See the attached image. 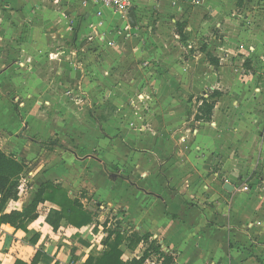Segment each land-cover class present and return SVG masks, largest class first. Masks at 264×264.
Instances as JSON below:
<instances>
[{
  "label": "crops",
  "instance_id": "0c3cea01",
  "mask_svg": "<svg viewBox=\"0 0 264 264\" xmlns=\"http://www.w3.org/2000/svg\"><path fill=\"white\" fill-rule=\"evenodd\" d=\"M83 1L85 0H0V33H2L0 34V84L6 81L3 90L7 92L11 90V80L30 88L32 79L35 80L37 76L40 79L53 76L51 69L44 71L43 68H47V63L57 64L58 59L50 56L42 57V51L48 50L52 53L51 50L54 47L64 43V36L70 38L73 35L76 44L77 41L83 40L81 38L89 31L85 23L79 24L77 21L79 4ZM199 1L200 5L206 3V0ZM130 3L136 27L131 28L128 23L129 9L127 20H124L126 25L121 28V31L125 29L131 31L133 38L121 43L119 47L113 49V53L105 52L107 58H104L102 71L104 77L101 82L103 87L109 86L110 76L106 74V70L115 60L127 62L129 58L131 63H134L133 70H126L127 75L131 73L133 75L125 78L123 89L120 90L124 98L131 96L126 105L128 110L123 111V114L127 116L121 120L119 115H110L97 122L103 124L104 129L108 126L109 130H113L109 131L110 140H125L128 146L135 147L133 174L138 188L121 180L114 181L106 178L107 171L103 164H109V160L105 158L99 162L86 155L84 159L78 160L79 154L76 156V153L71 152L70 147L65 145V141L72 139L67 136V133L74 136L76 131L69 125L63 127L60 119H42L43 121L38 120L34 124L28 121L29 127L26 131L28 135L24 133L20 135L23 124L17 111L8 104L12 110H10L11 114L0 112V151L23 160L27 169L19 185L18 200L9 201L3 213L9 214L27 208L33 203L41 186L53 182L60 185L71 199L80 200L85 209L92 212L95 218L92 225L81 229L69 225L64 220L59 229L54 231L47 223V217L52 209H58V207L50 201L40 203L37 209L38 218L27 226V230H18L9 224L0 225V264H15L17 260L30 263L38 253L39 264H84L90 255L103 252L107 229H111L113 225L108 223L103 230V226L98 224V211L106 207L100 206L98 211L88 208L81 198L74 195L75 190L80 189L78 186H83L90 191L87 195L95 201H106L110 206L117 203L123 204L129 211L126 213L127 216H131L133 211L135 227L122 228V230H127L129 233H150L153 236L152 239L165 247H161L163 252H171L174 257L177 253L175 264H228L225 261L228 253L223 249L224 240L230 237L231 240L244 237L249 241L252 235L255 236L253 237L255 242L248 246L252 257L247 264H264V247L261 246L264 237V195H259V188H253L244 195V198L230 201L231 196L244 192L236 184L238 178L233 173V171L240 172L243 163L239 157H233V150L239 147L247 148L248 134H253L252 141H255V133H258L264 141L262 123L264 96L260 94L264 90L254 88L258 92L254 100L241 103L234 108L231 103L225 101L227 96L222 93L221 88L211 86L212 91L217 90L222 93L221 97L215 99L216 107L212 122H197L188 113L190 103L189 100L185 101L183 96L189 93L198 99L206 86V81L201 80L206 75L200 62L209 61V58L206 59L201 54L203 42L198 35H196L197 39L193 35L194 41L187 36L192 30V25L199 18L198 15L191 16V14L200 12V6L197 5L193 10H189V15H186L184 12L188 9V5H191L188 0H130ZM207 3L215 11H220L224 7L222 0H208ZM99 8L97 12H100L101 17L96 16L94 9L85 11L84 16L86 21L96 22V27L92 31L94 30L97 35L96 40L105 43L111 39L101 35L107 30L106 25L100 23V20L104 19L103 11L108 8ZM108 10L113 15V12ZM34 14H38L37 17H31ZM184 16L186 18H182ZM108 19H111V16ZM169 23H173L174 26ZM176 26L178 31L173 33L172 28ZM45 30L52 33V38H46L47 35L43 34ZM165 30L171 31L174 37L168 38L163 35ZM110 32L108 28L109 35ZM90 40L93 41V38ZM3 46L6 51H3ZM191 50L198 52L193 55ZM52 55L56 58L60 56L57 57L56 52ZM34 58L42 59L46 63L37 67L38 72L26 66L27 62ZM216 59L219 62L218 67L210 64L214 71L219 70L222 65L219 59ZM18 60L22 63H16ZM137 61L142 64L136 66ZM220 72L221 70L215 73L219 75ZM54 74L55 77H62L64 73L57 70ZM68 74L65 73V76ZM70 80L73 84L71 91L78 96L81 91L77 82L80 83L81 80L77 82L74 79ZM86 81H83L84 85L81 88L90 90L93 85H88ZM210 81L214 83L213 79ZM53 88L54 85L51 86L43 81H39L38 88L34 87V90L38 89L39 95L50 97V101L40 102L39 107L43 104L54 109L57 107L58 99L54 95L58 87ZM152 88L155 90V102H142L140 98L135 99L134 96H138L144 90L148 93ZM34 90L28 95L30 99ZM4 104V100L1 99V107H4ZM139 104L141 107H138ZM15 113L18 116V123L13 118V121L11 120L15 125L13 127L9 118L11 115L15 116ZM2 114L4 118L1 117ZM236 123L239 124L240 129L241 126L245 128L244 134L239 128H235ZM210 124H213L215 128H209ZM193 125L196 128L191 132L190 127ZM205 130L214 135L221 133L228 141V151L222 152L220 149L214 150L207 146ZM113 136L119 138L115 139ZM263 144L264 142L260 145V151L264 160ZM46 151H49L45 157L47 161L45 158L41 159L40 163L32 168L31 161H35ZM124 152L126 156L129 150H123ZM145 152H151V155ZM138 155H145V157L138 158ZM246 156L250 158L251 155L242 156L241 154V159H246ZM147 157L154 161L149 163ZM219 158L224 164L218 166L223 170L212 173V166L216 167L212 160ZM216 164L219 162L217 161ZM230 167L233 169L231 174L224 176ZM256 168L258 169L259 165ZM210 171L212 174L209 175ZM26 173L30 179L25 178ZM205 176H207L206 179ZM224 177H229V180L222 184L223 190L226 184L231 185L234 190L232 192L225 190L226 195L223 196V201L219 200L213 207L208 204L209 196L216 195L218 199L220 198L218 193L220 186L216 183L219 180L222 181ZM217 189L218 192H216ZM48 193L52 194L51 190H48ZM224 200L231 203L229 210ZM158 217L164 224L173 225L175 234L165 230L164 225L154 227L153 221H156ZM242 228L248 229L250 235L248 236L245 231L240 232L239 229ZM141 246L144 252L145 247L143 244ZM202 246L207 247V250L197 260L184 254L188 248L195 251L202 249ZM125 250L127 249L124 247L122 258L124 262L143 255L142 252L140 256L135 255L129 258Z\"/></svg>",
  "mask_w": 264,
  "mask_h": 264
},
{
  "label": "rangeland",
  "instance_id": "374dc122",
  "mask_svg": "<svg viewBox=\"0 0 264 264\" xmlns=\"http://www.w3.org/2000/svg\"><path fill=\"white\" fill-rule=\"evenodd\" d=\"M188 2L191 5H188V9H186L184 12L186 15H189V10H193V8H195L197 5L200 6V12H192L191 16L195 14L198 15L199 18L197 19V22L192 25V30L190 31V34H187V36L189 39L194 41L193 35H198V37L201 38L200 40L203 42V49L201 48L200 50L201 54L207 59V53H209L213 57L218 58L222 63L220 69H217V71L221 70V74L218 75L215 73L217 71H214L210 66L208 60L205 62H200L201 66L203 67L202 70H205L204 73L206 75V77L201 78V80L206 81V86L203 89L204 91L201 93V95L198 96V99L194 98V96L189 93L183 96L184 100H189L190 103L188 107V113H190L193 119L196 118L198 106L201 104L200 98L208 97L213 92L210 89L211 86H217L221 88L222 93L227 96L225 101L231 103L234 108H236V106L240 105L241 103L252 102L256 97L255 95L258 93L254 88L257 87L264 90V0H222L224 7L220 11H215L213 8L209 7L207 3L208 0H206L207 4L205 3L201 5L199 0H188ZM79 5L80 9L78 11L79 16L77 21L79 24L85 23L89 28L88 33L81 38L83 40L77 41L76 44V40L73 35H71L70 38H65L67 36H64V43L61 46L54 47L52 50L50 49L52 53H50L48 50L47 52L42 51V57L50 56L54 59H58L57 64L54 62L46 64L42 61V59L40 60L39 58H37V60L34 58L33 60L27 62V68L29 67V69H33V71H35L37 67L41 66V64H46L47 68H43L44 71H46V69H51V71H53V76H47L44 79H40L37 76L35 80L32 79L30 88L27 86L24 87V84L22 83L9 80L12 83L11 90H9V92L3 90V85H5L6 81L0 84V100H4L5 103L4 107H1L0 105V112L3 111V114H7V112L11 114V107L13 110L17 111L19 119L23 124V130L20 135H23L22 133L25 135L27 134L26 131H28L29 127L28 121H31V123L34 124V122H37L38 120L43 121L42 119L62 120L60 122L63 124V127H67L69 125V127L74 128V130L77 132H75L74 136H71L67 133V136L72 139L71 141H65V145H67L68 148L70 147L69 149L71 152H75L76 156L79 154V157H77L78 160L79 158L84 159L86 155L99 162H102V158H105L109 160V164H103V167L107 171L106 178L108 177L109 180L114 181L121 180L122 182H126L134 188H138L133 174V169L135 166V147L133 148L128 146L125 140H110L109 131L113 130H109L108 126L107 129H104L102 126L103 124H99L97 122L104 117H110V115H119L121 120H124V118L127 116V114H123V111L126 112L128 110L126 105L131 96L127 99L124 98L123 94L120 93V90L123 89L125 78L127 76L133 75L132 73L127 75L126 70H133L134 63H131L129 58L127 62L126 60L113 61L114 63H110L108 65L109 69L106 70V74L110 76L109 86L103 87L101 82H103L104 77L102 72L104 70L103 62L104 58H107L105 56V52L109 51V53H113V49L119 47L121 43L132 39L133 35L130 34L131 31L127 29H125L123 32L121 31V28L126 25L124 23V16L121 17L120 15H116L114 13L112 15L109 13L108 9H105V11H103L104 19L100 20V23H104L106 25L105 28L107 31H103V34L101 35H105V37L108 36V38L111 40H107L105 43L96 40L97 35L95 34L94 30L92 31V29L96 27V22L86 21L84 13L85 11L94 9L96 11V16L101 17L100 12H97V9H100L99 7L101 6L97 5L93 0H85ZM37 15L38 14H34L31 17H37ZM109 16H111V19H108ZM182 18L186 17L184 16ZM169 24L174 26L173 23ZM108 28L111 30L110 35L108 33ZM172 30L173 33L174 31L177 33L178 26L173 27ZM67 32L65 31V33ZM43 34L47 35L46 38H52V33L47 30H45V33ZM163 35L168 38L174 37L172 32L169 30H165ZM198 37L196 36V39ZM92 38L93 41L90 40ZM2 48L3 51H6L5 46ZM53 52H56L57 57L60 55L59 58H56V56L52 55ZM197 52L198 51L196 50H191L193 55ZM16 63L21 64L22 62L21 60H18ZM135 63L136 66L142 64L140 61ZM57 70L64 73L62 77H55L54 73ZM65 73L69 74L65 76ZM71 73H73V76H71ZM78 75H80V77H78ZM92 78L93 80L91 81ZM70 79H74L76 82L79 79L81 80L80 83L77 82L80 85L81 91L78 96L71 91L73 84L72 80ZM210 79H213V84L211 83ZM39 81L46 82V84L51 86L54 85L53 89H55V86L58 87V91L54 95L58 99V104L55 109L51 108L47 104H43L41 107H39L40 102H44L45 100L50 101L49 95L46 96L40 94V98L38 89L34 90V87L38 88ZM83 81H86L88 85H93L90 90H87V88H81V86L84 85ZM6 89L8 88L6 87ZM32 90H34V92L32 93L33 95L30 99L28 95L32 92ZM154 91L155 90H153V88L151 91H148V93L144 90L143 93L139 94L138 96L136 95L137 98L136 96L134 97L137 100L140 98L142 102H155L154 99H156V95ZM232 92L233 94H231ZM260 94L264 96V91H261ZM259 97L261 96L259 95ZM180 98H182V96ZM88 100L89 102H87ZM8 104L11 107H8ZM81 107H83V109ZM138 107H141V105L139 104ZM3 114L1 115L2 118H4ZM248 114L252 115L253 112H248ZM18 116L15 113V116L11 115L9 118L10 124H12L13 127L15 125L11 122V120L14 118L17 122ZM262 123L264 125V121H262ZM24 124L26 125L25 127ZM234 126L236 129H240L238 123L234 124ZM195 128V125L191 126V132H193ZM209 128L213 129L215 126L210 124ZM244 129L245 128L241 126L240 130L242 134L245 133ZM117 131H119V129ZM205 136V139L208 142L207 146H210V148H213L214 150L220 149L222 152L228 151V141L221 133L214 135L210 134V131L205 130ZM113 137L115 139L119 138L116 136ZM253 137V134H248V145L246 146V149L244 147H239L235 148V150L232 152L233 157H239L243 163L242 167L240 168V172L236 173L233 171V173L238 178H236L238 180L236 184L239 186V189H243L245 193L241 191L231 196L230 201L233 199L239 200L244 198V195L249 193V191H251L253 188H259V195H264V160L262 158L263 156L261 155L262 152L260 151V145L264 141L263 137L258 135V133H255V141H252ZM182 141L183 140H181V142ZM239 143H241L240 139ZM123 150H129V152L126 153V156L125 152L123 153ZM251 150H254L255 153H251ZM145 153L151 155V152ZM48 154L49 151L43 152V154H41L38 159L31 161L30 164L32 165V168L38 165L41 159H44ZM241 154L242 156L246 154L253 156H250L251 159L247 156L246 159H241ZM145 155H138V158H143ZM46 159L47 158H45V160ZM147 159L149 163L154 161V159H150L149 157H147ZM212 161L215 163L214 165H216V167L212 166V173L223 170V168L218 166L224 164L222 159L219 158ZM215 161H218L219 164H216ZM258 165L259 168L257 169L256 166ZM231 170H233L231 167L229 170H226L224 176H229L232 172ZM211 171L209 175L212 174ZM26 177L30 179V176L27 173L25 174V178ZM206 178L207 176H205V179ZM28 179L26 180V185L28 183ZM227 180H229V177H224L222 181L219 180V182L216 183L218 186H220L219 192L218 189L216 191L220 194V198L218 199L216 195L209 196V205L215 207V203H218L219 200L223 201L222 198L226 194H224L225 190H223L221 186L224 182H227ZM78 188L80 189L75 190L76 192H74V195L81 198L88 208L98 211L100 206L106 207L105 209H100V211H98V224L103 226V230L106 229L108 223H111L113 226L121 225L123 229H131L135 227L133 211H131V216H127L126 213L129 211L125 209L123 204L117 203L116 205L110 206L106 201H95L92 197L87 195L90 191H88L83 186H78ZM224 203L228 207L227 210H229L231 203L226 202L225 200ZM156 219V221H153L154 227H160L164 225L165 230L175 234L173 225L164 224L162 219L159 217ZM239 231H245L248 236L250 235V231L248 229L242 228L239 229ZM253 237L255 238V236L252 235L249 238V241L244 237H239L238 240H236V238L231 240V237L230 239H225L223 242V249L228 253L225 259L226 263L247 264V261L252 257L248 246L249 244L255 242ZM262 240L263 243L261 246L264 247V237ZM213 245H211V247ZM161 247L165 248L164 246ZM143 249L144 248H142L140 245L134 251L125 250V252L127 256L131 258L135 255L140 256V253L143 252ZM206 250L207 247H203L202 249H197L195 251L191 248H188L184 254H188L194 260H197L201 254L204 255ZM176 256L177 253L175 254V257ZM158 260L159 259L157 256H152L150 259L151 264H159L161 261L159 262Z\"/></svg>",
  "mask_w": 264,
  "mask_h": 264
},
{
  "label": "trees",
  "instance_id": "16d2710c",
  "mask_svg": "<svg viewBox=\"0 0 264 264\" xmlns=\"http://www.w3.org/2000/svg\"><path fill=\"white\" fill-rule=\"evenodd\" d=\"M210 64L218 67L219 62L212 55H208ZM222 93L215 90L207 98L201 97V104L198 106L195 120L197 122H212L213 112L216 107V98ZM54 144V143H53ZM43 145H46L43 143ZM65 149V147L60 146ZM27 165L23 160H18L14 155L0 151V225L9 224L18 230H27V226L38 218L37 209L40 203L50 201L57 205L58 209H52L47 217V223L57 231L62 221L81 229L90 226L94 222L95 215L86 210L80 200H73L60 185L53 182L41 186L33 203L22 211H13L4 214L3 210L9 201H16L19 198V185L26 172ZM51 190L52 194L48 193ZM107 229V237L104 240V251L100 254L90 255L84 264H146L152 256H157L161 264H175V257L171 252H163L157 240L152 239L150 233L140 232L129 233L122 230L121 225ZM141 244L145 250L140 258H133L124 262V247L134 251ZM39 253L32 262L26 263L17 260L15 264H39ZM160 264V263H159Z\"/></svg>",
  "mask_w": 264,
  "mask_h": 264
},
{
  "label": "built area",
  "instance_id": "2783aa9c",
  "mask_svg": "<svg viewBox=\"0 0 264 264\" xmlns=\"http://www.w3.org/2000/svg\"><path fill=\"white\" fill-rule=\"evenodd\" d=\"M101 7L110 9L113 13L119 14L124 20H127V15L131 6L130 0H93ZM162 262H160L161 264ZM146 264H151L150 259Z\"/></svg>",
  "mask_w": 264,
  "mask_h": 264
},
{
  "label": "water",
  "instance_id": "95a60500",
  "mask_svg": "<svg viewBox=\"0 0 264 264\" xmlns=\"http://www.w3.org/2000/svg\"><path fill=\"white\" fill-rule=\"evenodd\" d=\"M128 23H129L131 28H135L136 27V20H135V16H134V13H133V8L130 9V14L128 16ZM225 190L228 191V192H232L234 190V188L231 185L226 184L225 185Z\"/></svg>",
  "mask_w": 264,
  "mask_h": 264
}]
</instances>
